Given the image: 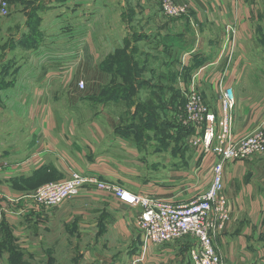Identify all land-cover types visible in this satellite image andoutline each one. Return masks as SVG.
<instances>
[{
    "label": "crops",
    "instance_id": "crops-1",
    "mask_svg": "<svg viewBox=\"0 0 264 264\" xmlns=\"http://www.w3.org/2000/svg\"><path fill=\"white\" fill-rule=\"evenodd\" d=\"M179 2L187 3V12L169 17L159 11L158 0H116L115 5L99 0L96 9L91 8L92 0H81L77 17L83 16V42L77 52L83 53V47L85 53L92 52V21L113 15V42L117 48H109L107 53L132 50L131 66L138 71L133 77L135 94L169 98L173 88L185 94L193 86L219 115L216 85L222 80L224 86L232 88L236 99L230 128L231 138L237 140L264 125V0ZM226 24L234 28V54L228 66L217 61ZM49 35L51 50L47 51L54 52L56 38L52 31ZM43 49L37 45L22 51L38 53ZM0 51L16 50L0 46ZM254 58L259 59L254 62L256 75L251 73ZM69 69H42L17 95L24 106L21 118L25 121L12 124L9 130L24 136L0 144V223L5 225L0 231L9 235L8 240L0 235V264H8V253L2 248L5 241H10L31 264H52L58 259L59 247L61 253L72 248V261L80 260L78 264H130L135 259H139L138 264H189L190 237L160 245L144 241L135 223L139 207L123 204L105 191L83 187L76 197L55 208L25 212L26 202L18 200L20 195L46 182L67 178L72 171L96 174L132 191L146 188L174 197L176 202L192 200L204 191L202 184L210 179L214 156L203 155L197 149L195 162L201 174L195 187H177L174 183L185 177L193 180L190 173L147 179L134 165L142 149L128 141L129 129L121 132L120 127L112 129L99 123L94 118L103 117L102 112L81 120L75 111L52 106L48 97L55 98V93L48 92V86ZM25 78L32 77L25 74ZM64 78L71 81L72 77ZM138 79L142 89L138 88ZM141 159L144 161L143 156ZM223 181L229 220L213 240L222 263L264 264V156L225 162Z\"/></svg>",
    "mask_w": 264,
    "mask_h": 264
},
{
    "label": "rangeland",
    "instance_id": "rangeland-1",
    "mask_svg": "<svg viewBox=\"0 0 264 264\" xmlns=\"http://www.w3.org/2000/svg\"><path fill=\"white\" fill-rule=\"evenodd\" d=\"M10 1L12 2L9 3L8 13L0 17L2 25L0 46L14 47L16 51L10 53L0 51V144H4L9 138L21 139L24 136L23 133L11 132L9 128L14 123L25 121L21 118L24 106L17 95L25 88L26 82L53 67H70L63 78L54 80L53 85L48 86V92L55 93V98L48 97L52 106L61 110L75 111L81 120L93 118L98 112H102L103 117L94 119H98L99 123L106 124L112 129L120 127L121 132L129 129L128 141L137 143L142 149L136 159L137 163L134 162V165L138 166V173L150 180L172 177L175 172L190 173L194 176L193 180L185 177L181 179L182 181L176 180L174 183L177 187H195L196 182L200 180L197 176L199 168L198 162H195V148L189 143L190 132L187 133L184 130L187 127L182 122L186 104L185 94L175 91L174 88L169 98L168 96L166 98L150 96L148 93L143 97L135 94L136 83L132 74L136 75L138 71L135 68L132 71L126 59V57H132V50L118 52L115 49L107 53L109 48H117L113 42L115 38L113 30L116 28L113 15L92 21V52L87 46L86 50L90 53H85L83 47V53L79 54L78 47L83 42L81 27L83 16L77 17L81 0ZM75 1L79 3L75 4ZM179 1L181 0H175L179 4H187ZM107 2V4L115 5L116 0H107ZM158 3L159 11H161V0H158ZM97 4L99 0H92L91 8L96 9ZM30 8L31 11L28 12ZM77 9H79L78 12ZM128 11L129 9H126L125 12ZM51 31L56 38L53 45L57 44L52 49L54 52L47 51L51 50L49 47L51 43L50 35L46 36V34H51ZM16 42L17 45H15ZM37 45H42L45 49L38 53L22 51L23 48L29 49ZM103 56L104 59H102ZM257 61L259 59L254 58L250 62L252 75L258 73L254 63ZM262 67L264 69V66ZM100 68L103 73L100 72ZM25 74L32 78L27 80ZM66 76L72 77L71 81L64 78ZM139 79L138 88L142 89V81ZM79 82H82L83 87L78 85ZM1 152H3L2 149ZM142 156L144 161L141 159ZM130 162H128L129 165ZM185 167L189 168L185 169ZM191 169H194L193 172L190 171ZM209 181L210 179L202 184L203 188ZM143 190L148 191L146 188ZM151 193L163 198H174L164 197L156 192ZM1 225L5 229V225L0 223ZM0 235L7 240L9 238L3 234L2 230ZM12 247L11 245L2 246L8 253V264L10 262L13 264L16 260L19 263L31 264L18 250L14 249L16 253L13 254ZM61 249L62 247L57 248L58 254L55 258L58 259L53 260L52 264L79 263L80 260L72 261L74 258L71 255L72 248L68 247L67 252L63 253Z\"/></svg>",
    "mask_w": 264,
    "mask_h": 264
},
{
    "label": "built area",
    "instance_id": "built-area-1",
    "mask_svg": "<svg viewBox=\"0 0 264 264\" xmlns=\"http://www.w3.org/2000/svg\"><path fill=\"white\" fill-rule=\"evenodd\" d=\"M161 11L169 17H180L188 10L187 4L175 0H161ZM9 11L8 0H0V17ZM221 52L217 61L230 64L234 54V28L224 25ZM184 57L181 58V64ZM199 72L202 68L198 69ZM83 87L82 82L78 84ZM220 114L216 115L204 102L200 93L191 86L185 91L186 104L182 122L190 128L189 143L203 155L212 154L210 181L195 198L176 202L151 192L132 191L113 182L100 179L99 175L72 171L67 178L50 181L19 196L25 201V212L55 208L65 200L76 197L85 187L105 191L123 204L139 207L136 225L144 241L160 245L168 241L190 237L189 264H223L213 240L229 220L228 200L223 193L225 162L245 160L264 155V125L256 126L237 140L231 138V111L236 99L231 87L216 85ZM139 259L130 264H138Z\"/></svg>",
    "mask_w": 264,
    "mask_h": 264
},
{
    "label": "trees",
    "instance_id": "trees-1",
    "mask_svg": "<svg viewBox=\"0 0 264 264\" xmlns=\"http://www.w3.org/2000/svg\"><path fill=\"white\" fill-rule=\"evenodd\" d=\"M126 59H127V62L130 64V67H131L132 71H134V67L131 66L132 58L126 57ZM124 63H126V62L124 61ZM183 68H184V67H183ZM182 70H183V69H182ZM132 76L134 77L135 74H132ZM156 96H158V95H156ZM187 129H188V130H187ZM187 129H184V130L187 131V133H188V132H191L190 128L187 127ZM8 236H9V235L7 234V237H8ZM3 245H11V246H13V245L10 243V241H5ZM14 249L16 250L15 246H13V247L11 248V252H12L13 254L16 253ZM10 263H11V262H10ZM10 263H9V264H10ZM13 264H25V263H23V262L19 263V261L16 260L15 263H13Z\"/></svg>",
    "mask_w": 264,
    "mask_h": 264
}]
</instances>
